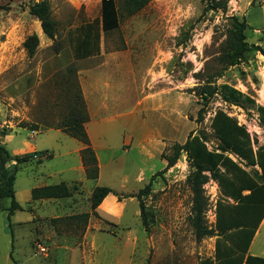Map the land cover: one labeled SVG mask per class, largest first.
<instances>
[{
    "label": "rangeland",
    "instance_id": "1",
    "mask_svg": "<svg viewBox=\"0 0 264 264\" xmlns=\"http://www.w3.org/2000/svg\"><path fill=\"white\" fill-rule=\"evenodd\" d=\"M32 1L0 0V7H7L0 10V143L11 155L31 153L32 146L34 151L47 152L20 163L7 162V167L15 169L14 197L17 201L18 192L22 204L13 212H19V221L14 222L13 214L7 218L9 199L0 201L4 211L0 210V264H199L201 259H212L215 236L196 240L189 224L192 193L186 181L190 167L184 151L141 196L148 217L146 230L134 195L150 177L115 191L109 187L121 205L116 216L99 210L98 205L92 208L90 196L97 178L87 177L81 152L83 169L71 166L77 163L76 155L63 152L72 148L76 138L55 128L82 110L77 77L80 65L74 50L89 26L90 40L95 41L97 33L98 42L104 37L107 50L129 51L136 72L146 66L147 90L177 85L181 96L189 99L182 115L189 122L181 121V129L190 123L193 134L204 135L207 148L216 149L219 140L208 118L213 109L220 108L236 119L237 108L248 117L257 111L256 106L264 108V0H225L224 5L207 11L202 0H149L132 15H126L123 0H115L120 22L107 32L100 29V0H47L57 24L55 41L43 34L39 21L29 14ZM233 15L245 18L250 26L246 40L261 50L224 69L214 83L229 84L253 102L241 99L238 105L223 104L219 94L201 100L195 87L221 67L217 57L229 27L228 17ZM31 33H36L39 41L29 56L22 43ZM136 78L140 79L139 73ZM115 81L121 83L122 76L117 75ZM133 102L124 108L131 113L123 119L138 133L135 121L145 125L158 112L150 107L147 111L142 106L134 108ZM180 109L185 110V105ZM261 121L264 126V114ZM258 143L254 138L253 144ZM123 158L104 164L99 185L118 184L112 174L123 168L126 173L133 172L129 155ZM60 182L69 188L67 196L32 198L34 187ZM202 187L205 209L212 208L222 197L218 183L209 178ZM107 199L101 206L116 211ZM204 218L208 226H214L206 213ZM261 222L250 252L264 257V217Z\"/></svg>",
    "mask_w": 264,
    "mask_h": 264
},
{
    "label": "trees",
    "instance_id": "2",
    "mask_svg": "<svg viewBox=\"0 0 264 264\" xmlns=\"http://www.w3.org/2000/svg\"><path fill=\"white\" fill-rule=\"evenodd\" d=\"M148 2L149 0H123L122 8L126 15H132ZM202 2L205 3L206 11L215 10L221 3L225 4V0H202ZM5 8L7 7H0V10ZM28 12L39 21L43 34L55 41L57 24L51 15L48 1L34 0L30 2ZM119 22V12L115 0H100V29L104 32L113 30L118 27ZM228 25L226 37L220 46L217 57L221 67L212 75L213 77H209L202 84L197 85L194 92L198 98L205 101L213 94H219L221 99L227 103L238 105L241 99H247L252 103V100L231 85L222 83L217 86L214 83V78L220 77L224 69L248 60L255 51L261 50L259 46L247 42L246 32L250 26L244 17L229 16ZM88 29L89 26L75 47V58H83L98 51V34L95 33V41H92ZM38 41L36 33H31L24 39L22 44L29 56L34 54ZM78 98L82 104L81 112L77 111L76 116L70 115L69 119L65 121V125L60 129L84 144L80 152L82 162L86 167V175L89 179H95L98 174L97 160L84 128L87 112L79 89ZM256 110L262 117L264 108L256 106ZM202 112L203 109L198 111L197 120L199 121L202 119ZM209 125L214 137L219 140L216 149L207 148L203 141L204 135L193 134L190 131L183 143L175 142L171 145L170 153L163 155L166 166L153 173L148 182L134 195L139 202L141 223L147 230L148 217L141 196L150 191L152 180L173 165L181 151H184L190 167L186 181L192 193L188 216L189 224L196 240L215 236L214 257L201 259L199 264H264V257L248 253L249 244L264 217V146H259L254 151L245 128L220 108L215 110ZM226 151H232L241 157L245 161V166L257 165L259 171L253 167L250 170L244 169L225 155ZM45 152L47 150L32 151L22 156L11 155L7 148L0 143V201L5 198L9 199V205L6 208L8 219L15 210L21 209V206L14 197L15 169L12 171L10 167H7V162L15 160L20 163L34 155H43ZM209 178L218 183L222 196L216 202L213 227H209L204 218L206 197L202 186ZM111 191L104 185L95 186L90 196L91 207L95 208ZM68 193L69 188L63 182L42 185L31 190L32 198H58L67 196ZM0 210H2L1 207Z\"/></svg>",
    "mask_w": 264,
    "mask_h": 264
},
{
    "label": "crops",
    "instance_id": "3",
    "mask_svg": "<svg viewBox=\"0 0 264 264\" xmlns=\"http://www.w3.org/2000/svg\"><path fill=\"white\" fill-rule=\"evenodd\" d=\"M76 61L80 65L77 69L78 84L87 112L84 128L98 165V177L93 181L92 187L99 185L101 168L104 164L115 162L117 157L124 159L123 157L126 158L129 155L132 164L129 170L133 172L126 173L124 168L120 172L115 171L116 174H112V176L118 178L119 183L104 185L114 191L126 188L129 183L137 185L145 177L148 178L153 173L162 170L166 166L163 155L170 153L173 143H183L193 129L190 123L184 129L180 127L181 121L189 122L182 117L187 110L188 97L181 96L177 85L165 86L158 90H147L146 66L143 71H141L142 65L140 66L139 72L137 71L140 79L137 80L138 73L135 71V62L133 63L130 52L107 50L104 37L99 38L98 51L83 58H76ZM119 74L122 76L121 83L115 81V77ZM132 100H134V108L142 106L147 111V107H150L153 111L158 112L157 117L147 120L145 125L144 123L139 125L138 121H135V125L140 130L138 133L135 127H131V123L123 119L124 115L131 113L129 109L124 111V108L131 105ZM181 104L185 105V110L180 109ZM45 128L50 130L55 127ZM36 130L38 129L33 131ZM55 130L64 133L60 128H55ZM75 140L76 143L70 144L72 148L63 153L75 154L77 163L71 166L83 169L80 151L84 144ZM34 150L35 148L32 146V151ZM40 185H44V183ZM15 196L18 201V192L16 191ZM107 197V203L110 206H115L116 211L113 212L101 206ZM19 204L22 203L19 202ZM120 206L116 195L109 192L97 208L116 216L120 212ZM2 212L4 211L2 210ZM17 212L13 214L14 222L19 221ZM261 225L262 222L249 244L248 253L251 255H256L250 252V248ZM258 252L262 253V250H258Z\"/></svg>",
    "mask_w": 264,
    "mask_h": 264
},
{
    "label": "built area",
    "instance_id": "4",
    "mask_svg": "<svg viewBox=\"0 0 264 264\" xmlns=\"http://www.w3.org/2000/svg\"><path fill=\"white\" fill-rule=\"evenodd\" d=\"M227 103L226 101H223V104ZM238 109V114L236 115V120L237 123L239 125H242L245 130L247 131V133L249 134L250 140L252 141L251 145L253 150L255 151L259 146H262V144H264V126L262 124L261 121V117L259 115L258 111H252L250 112V116H245L243 114V111L240 108ZM216 109H213L211 113L208 114V118L209 120H211V118L213 117L214 113H215ZM229 116H231L228 112H226ZM258 140L257 145L253 144V139ZM225 155H227L232 161H234L235 163L239 164L242 167H247V168H255L258 169L257 165H253V166H245V161L239 157L237 154H235L232 151H226ZM212 181L210 180L208 183H211ZM207 185V183H206ZM204 186V184H203ZM215 202V201H214ZM206 211L204 212V214L206 213L207 216L210 218L211 222L214 224L215 222V210H216V203H214L212 208H208L205 209ZM210 227V226H209ZM38 247L43 251L44 248L38 244Z\"/></svg>",
    "mask_w": 264,
    "mask_h": 264
}]
</instances>
